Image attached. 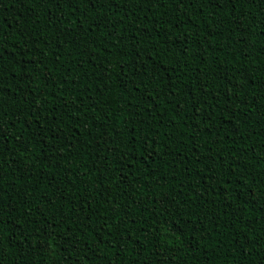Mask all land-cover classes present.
<instances>
[{"label":"trees","instance_id":"1","mask_svg":"<svg viewBox=\"0 0 264 264\" xmlns=\"http://www.w3.org/2000/svg\"><path fill=\"white\" fill-rule=\"evenodd\" d=\"M0 264H264V0H0Z\"/></svg>","mask_w":264,"mask_h":264}]
</instances>
